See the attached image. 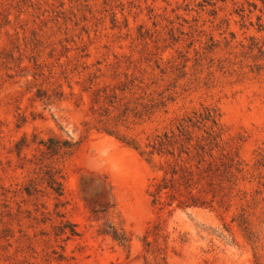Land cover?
Listing matches in <instances>:
<instances>
[{
  "label": "rangeland",
  "instance_id": "rangeland-1",
  "mask_svg": "<svg viewBox=\"0 0 264 264\" xmlns=\"http://www.w3.org/2000/svg\"><path fill=\"white\" fill-rule=\"evenodd\" d=\"M180 124L212 171L154 201ZM263 157L264 0H0V264H264Z\"/></svg>",
  "mask_w": 264,
  "mask_h": 264
},
{
  "label": "trees",
  "instance_id": "trees-1",
  "mask_svg": "<svg viewBox=\"0 0 264 264\" xmlns=\"http://www.w3.org/2000/svg\"><path fill=\"white\" fill-rule=\"evenodd\" d=\"M111 106L114 105V102L111 101ZM161 105V104H160ZM142 110L138 111V107L134 106L132 108L125 107L124 110L120 113V115L112 118H109V111H104L103 114L100 115L101 119L98 121L100 124V128L104 133H107L109 135L115 136L121 140L123 138H120L119 133L117 131V125L119 122L125 121V118L128 116L129 113H133V116L141 115L142 113L148 114L150 113L151 109H153V106L150 108H147V106H143L142 104H139ZM105 117V118H104ZM115 119V120H114ZM198 119V120H197ZM212 119V114L211 112H207L206 115L203 117L199 116L196 118V121L194 124H199L201 125L203 121H209ZM191 122V121H190ZM212 124L215 125V121L212 119L211 120ZM178 135H169L168 133H163L161 135H156L152 141L148 143L146 147L150 148V151L148 152L149 155L153 154H168L171 156H174L176 152L177 154V159H175L174 165L170 168V174L172 177H178V179H172L170 180V185L168 184H163L159 185L153 195L154 201H157L159 198V194L163 189H167L170 187L173 189L176 193L180 192V187L183 189L187 190L189 189L191 193V189H195L198 187L200 184L203 183L205 186V179L209 177V173L212 171V169L205 168V169H200V164L202 160H199L197 163V166L193 170L191 167L185 165V164H180V161H178V158L182 154H185L186 156H189L191 153V147L189 146V142H191V134L187 132V128L185 125L180 124L177 128ZM181 137L185 139V142L182 141V143H179V140H181ZM214 140V139H212ZM128 145H132L135 149H138L139 146L133 142L130 144L129 142H126ZM207 145V144H206ZM206 145H201L198 148H194V150L201 151L205 149ZM73 146V144H70L68 141H61L58 139L50 138L48 141V144L46 146V150L48 153L52 155H57L61 150L63 149H70ZM143 153V152H142ZM258 166L264 168V157L260 159L258 162ZM216 173V172H215ZM46 175V182L48 184V187L51 188L58 196H61L63 191H62V185L60 182V177L57 176V172L52 171V170H47L45 172ZM257 178V183L258 185L264 187V181H263V176L261 173L258 174ZM178 182H180L178 184ZM177 185V186H176ZM179 187V189L176 190V188ZM30 188H34V186L31 184L28 188L27 191H29ZM190 199L193 204H197L200 198L195 197L194 195L190 196ZM240 222L245 225L246 224V219L245 217L240 218ZM246 228V227H245ZM65 226L62 227V234H67V232L64 230ZM75 234V231L70 228L69 230V235Z\"/></svg>",
  "mask_w": 264,
  "mask_h": 264
}]
</instances>
